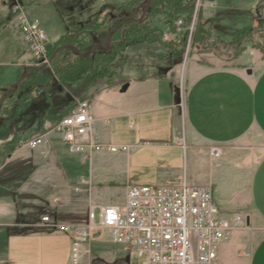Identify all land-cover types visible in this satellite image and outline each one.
<instances>
[{
	"label": "crops",
	"instance_id": "crops-1",
	"mask_svg": "<svg viewBox=\"0 0 264 264\" xmlns=\"http://www.w3.org/2000/svg\"><path fill=\"white\" fill-rule=\"evenodd\" d=\"M115 7L102 8L97 20ZM205 8L202 22L216 12ZM11 16L7 1L0 0V51H6L9 57L14 49L7 18L24 44ZM161 28L163 39H173L172 45L177 48V38L168 34L165 26ZM62 33L52 36L46 32L48 46ZM170 48L132 40L125 49L127 62L114 68L121 72L123 82L115 79L107 83L87 74L71 78L68 72L59 80L52 73L54 83L31 88L29 93L25 85L42 69H28L31 59L26 45L18 60L10 61V68L0 61L5 68H0V134L9 130L6 136L0 135V264H70V235L41 220L40 204L23 201V165L16 161L25 151L42 155L25 146L26 140L48 131L77 100L89 101L93 130L104 143L127 147L115 153H97L96 163L110 164L107 169H92V180L113 183V176L107 175L111 171L126 177L125 187L184 177L193 185L208 186L220 214L225 218L238 215L242 221L233 224L219 246V263L264 264V233L249 249L233 240L238 229L246 233L264 230V55L260 49L246 48L234 59L233 66L193 70L183 97L175 74L181 55ZM52 106L54 111L49 113L46 108ZM182 113L188 140L185 151L178 139ZM16 126L23 132L16 133ZM62 145L58 134L49 133V151L42 156L49 157L50 171L58 167L64 174L50 184L60 190L51 194L53 202L69 204L64 199L70 187L77 184L78 176L64 170ZM212 147L218 148V156L211 155ZM32 172L28 178L31 182ZM58 219L59 223L82 225L70 215ZM83 219L85 216L79 215L78 220ZM106 238L113 243L102 231L92 235L89 245L94 247ZM113 244L120 256L128 254Z\"/></svg>",
	"mask_w": 264,
	"mask_h": 264
},
{
	"label": "rangeland",
	"instance_id": "rangeland-1",
	"mask_svg": "<svg viewBox=\"0 0 264 264\" xmlns=\"http://www.w3.org/2000/svg\"><path fill=\"white\" fill-rule=\"evenodd\" d=\"M7 1V9L11 12L12 21L14 20L11 6L13 0ZM25 12L31 17L39 20L40 24L46 32L52 36H57L59 33L64 32L68 28H75L80 23L92 22L97 20L99 17V11L102 8L119 6L125 0H19ZM148 0H146L147 2ZM143 1L138 2L134 8L136 14L142 15V10L145 8ZM191 9V23L187 26V40L183 45V53L181 59L177 62L176 66V78L178 81L179 88L183 97L185 96L186 89L191 81L193 70L218 68V67H229L235 64L234 59L243 52L246 48L264 49V0H192L190 3ZM32 7V8H31ZM215 9L216 12L210 19H203L202 13L204 8ZM205 8V9H207ZM141 11V13L139 12ZM187 7L179 9V12L186 13ZM182 20V16L178 19ZM152 22L158 26H165L168 34L180 35L181 27H184V23L177 25L175 21V30H169V20L164 14L155 13L151 17ZM8 32L11 33V42L13 50L11 57L7 55L6 51H0V61L7 62L6 67L10 68V61L18 60V54L25 51V43L19 42L18 29L15 26H10V19L7 18ZM203 23L204 29L200 33L198 29V23ZM192 24V26H191ZM187 25V24H186ZM246 26L248 30L241 41L233 43L231 36H233L240 27ZM202 29V28H201ZM210 29V30H209ZM204 35L207 40L195 39L197 35ZM50 35V36H51ZM219 36L220 38H216ZM209 38V39H208ZM206 39V38H205ZM238 43V44H237ZM102 45V43H100ZM158 46L160 43L153 42L149 43ZM162 46V44H160ZM245 48L239 51V48ZM93 46L90 47L92 49ZM239 51V53H238ZM263 53V51L260 49ZM6 53V54H5ZM264 55V53H263ZM30 62V61H29ZM28 67V69H42L36 71L35 78L31 82L25 85L26 92H30L31 88L38 89L41 86L54 83L53 74L58 77L56 69H62L67 66L75 67L74 55H59L53 62L50 61L44 69L42 66L39 67ZM87 66V67H86ZM118 66V65H117ZM116 66V67H117ZM83 74H86L88 65H84ZM3 70V66H0ZM118 68V67H117ZM118 71V70H117ZM80 73V74H81ZM110 73L100 74L98 79L106 80L110 77ZM59 78V77H58ZM58 78H56L58 80ZM7 80L10 77L7 76ZM44 113V109H42ZM46 110L50 113L54 111V107H47ZM16 126V133L23 132L20 127ZM25 127V126H23ZM181 128L178 132V139L181 143L182 148L188 150V140L186 138V123L185 116L182 113V119L180 120ZM9 130L1 131V136H6ZM23 140L27 139V135H22ZM28 140V139H27ZM26 140V141H27ZM95 156L90 160L82 159L79 153L70 152L67 146L62 145L60 148V160L63 164L65 171L74 172L78 177L75 181L77 184L73 185L69 189L68 197L64 200L69 204L54 203L51 194L54 195L57 187L51 186V183L56 181L64 174L54 167V171H50L49 167L52 163L48 156H42L37 151L32 150L30 152L25 151L21 155L20 159L16 163L23 165V177L24 184L22 187V199L28 201L27 203L37 202L40 208V215H48L50 217V225L55 226L60 221L59 217H65L70 215L77 224H86L88 222V213L90 208L95 205V223L98 222V205L108 204H119L123 202L124 190L126 189V177L121 173L107 172V175L113 176V183L108 181H95L92 180L91 170L94 171L98 168L107 169L110 163H96ZM34 174L33 182L28 178ZM105 172H103L104 174ZM107 180V179H106ZM60 191V190H59ZM14 192V191H12ZM57 195V194H56ZM51 197V198H50ZM18 200V199H17ZM67 202V203H68ZM25 205V204H24ZM27 205V204H26ZM50 208H53L52 210ZM18 210V206L16 211ZM52 215H55L54 217ZM85 216L82 221L78 220V217ZM72 219V220H73ZM57 228V227H56ZM236 231V232H235ZM233 240L236 243L245 245L246 248H251L263 235L264 230L257 229L249 233L245 230H235ZM101 229H95L93 236L101 234ZM106 232L107 231H103ZM90 243V241H89ZM85 245V252L78 264H131L130 254H126L125 257L119 255L115 249V245L111 243L107 238L103 243H99L94 247ZM117 245V244H116ZM70 253V252H69ZM247 253V252H246ZM142 258H132V264H141ZM69 263H71L69 259Z\"/></svg>",
	"mask_w": 264,
	"mask_h": 264
},
{
	"label": "built area",
	"instance_id": "built-area-1",
	"mask_svg": "<svg viewBox=\"0 0 264 264\" xmlns=\"http://www.w3.org/2000/svg\"><path fill=\"white\" fill-rule=\"evenodd\" d=\"M11 11L30 54L31 66L49 65L48 38L39 20L31 18L19 0H13ZM181 23V19L176 21L177 25ZM92 122L89 101L77 100L48 131L33 134L25 146L47 155L48 134L53 132L70 152L79 153L84 160L92 161L102 151L127 150L126 146L104 143ZM210 153L218 156L219 150L212 147ZM41 220L50 223L48 215ZM241 222L238 215L225 218L220 214L210 187L193 185L184 177L157 184H129L123 202L98 205L97 223L94 205L86 224L57 223L56 227L71 237L72 264L79 263L95 229L107 231L110 240L131 257L142 258L141 264H220L218 248L233 224Z\"/></svg>",
	"mask_w": 264,
	"mask_h": 264
},
{
	"label": "trees",
	"instance_id": "trees-1",
	"mask_svg": "<svg viewBox=\"0 0 264 264\" xmlns=\"http://www.w3.org/2000/svg\"><path fill=\"white\" fill-rule=\"evenodd\" d=\"M140 1H143L142 3L144 4L146 2V0H126L114 9L107 11L97 21L67 29L51 46H48L49 56H52L51 62L61 54H72L74 55L75 64H77L75 67L70 65L59 70L56 69L59 80H63V76L67 75V72L71 75V78L83 75L81 72L84 71L83 68L86 69L87 67H84V65H88L87 75L98 78L101 73L109 72L114 75H110L106 79L107 83L115 81V79L119 83L123 82L124 77L121 72L115 71L114 68L117 65L121 67L127 62L128 55L125 53V49L127 43L132 40L147 44L157 42L162 44L163 47H172L170 48L171 52L181 55L184 49L183 45L187 40V26L191 23L192 6L190 7V3L192 0H150L148 9L142 18H140V14H136L134 8ZM183 7H187V11L181 15L182 13L179 12V9ZM139 12L141 13V11ZM155 13L164 14L168 18L169 30L171 31L175 30V21L182 16L181 24L184 23L185 28L181 27L180 35L175 37L178 42L177 48L172 45L173 39H163L164 29L152 22L151 17ZM198 29L200 33L203 31V23H198ZM247 30L248 27L246 26L240 27L231 36V41L233 43L238 42V40L241 41ZM204 35H197L195 39L207 40ZM222 39L220 38V40ZM100 43L102 45H99ZM91 46L93 47L89 52ZM244 48L245 46L242 49L239 48V51ZM260 49L264 53V49L262 47Z\"/></svg>",
	"mask_w": 264,
	"mask_h": 264
},
{
	"label": "water",
	"instance_id": "water-1",
	"mask_svg": "<svg viewBox=\"0 0 264 264\" xmlns=\"http://www.w3.org/2000/svg\"><path fill=\"white\" fill-rule=\"evenodd\" d=\"M149 1L150 0H148L147 1V3H146V5H145V8H143V10H142V15H141V17L140 18H142L143 16H144V14L146 13V11H147V9H148V3H149ZM99 45H101V44H99ZM91 51V49L89 50V52ZM51 59H52V56L50 57V61H51ZM46 66H43L42 68L44 69ZM25 75V74H24ZM24 75L22 76V77H24Z\"/></svg>",
	"mask_w": 264,
	"mask_h": 264
}]
</instances>
